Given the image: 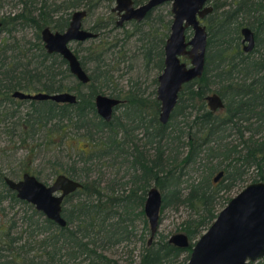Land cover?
I'll list each match as a JSON object with an SVG mask.
<instances>
[{"label": "trees", "instance_id": "16d2710c", "mask_svg": "<svg viewBox=\"0 0 264 264\" xmlns=\"http://www.w3.org/2000/svg\"><path fill=\"white\" fill-rule=\"evenodd\" d=\"M20 1L23 6L19 13L0 16L2 22L0 32L4 31L13 37L12 32L16 31L18 27L33 26L36 33L35 41L33 43L29 41V46L24 45L21 49L17 41L8 44L6 39L2 40L3 45H1L0 51V105L2 102L13 100L10 93L15 89L35 90L34 88H37L34 87L35 83H38L41 86L40 88L48 92L74 91L78 99L76 104H57L46 101L47 108L44 111L39 108L35 109L38 117L33 118V123H42L43 125L49 122L52 123L49 128V135L53 132L60 135L58 146H61L68 136L72 137L68 135L71 133L70 128L74 130V135H77L76 132L84 130L83 136L88 137L89 142H87V148L83 149L80 154L83 164H86L95 156L110 154L113 151V145L119 149L122 141L119 142L118 131L115 130V118L105 122L96 114L93 105L94 95L98 92L104 93L102 88L95 84L102 76V72L98 71L99 68L96 67V71L91 74V83L88 85H83L77 80H75L74 86L52 83L54 76L56 81L60 74L65 78H73V76L68 67L57 72L51 69L53 65L50 59L53 61L55 56L48 55L45 52L39 37V31L45 26L62 29L67 25V19L59 15L61 11L78 7H84L92 11L94 7L105 0H64L60 3L42 0L39 6H36L33 0ZM135 1L140 2L141 0ZM213 3L212 13L204 20L207 30V49L203 74L200 78L182 86L178 102H184L185 99L182 96L187 91V104L183 107H176L174 110L175 112L177 108H180L181 113L184 109H187V106L190 108L196 107L192 124L188 127L185 135L180 133L171 136L169 133L168 138L165 137H167L166 130L169 122L165 125L157 124V137L160 140L170 138L173 143L172 140L178 138L175 153L173 147L166 145L167 157H164V150L161 148V154L156 164L149 165L146 161L145 163L140 161L138 169L141 173L139 176L141 184L139 183L136 191L131 189L130 193V196L132 195L130 197L131 201L136 199V202L143 206L147 187L149 182L153 181L162 194L161 212L173 205L176 209L180 206L185 207L187 215L181 222L179 229L187 235L189 246L179 248L168 243L167 240L159 241L144 250L138 264H170L179 260L182 256L185 262L189 257L193 243L209 227L221 210L220 199L223 196L221 193L230 190L234 182L242 178L245 168L255 166L258 171L253 182H264V0H232L230 3L213 0ZM226 5L227 8H224ZM244 26H248L255 34V48L249 53H244L241 47V28ZM93 48L92 45L89 46L90 50ZM162 49H160V56L163 53ZM34 50L37 53L33 52ZM97 55L96 58H99L100 55ZM85 57H81L83 66H86L85 64L89 62L86 61ZM159 60H162V56ZM212 64L214 66L210 69ZM209 70L214 71L213 79L208 76ZM104 72L108 78L106 84L109 86L110 75L108 69ZM211 84L216 85L214 92L218 93L223 99L224 117L209 111L205 106L204 97L210 91ZM115 95L119 96L120 94ZM136 103L137 108L141 110L143 107L142 102L137 99ZM156 107H158V102H156ZM6 116L9 115L2 113L0 121H4L7 118ZM138 116L140 119L142 118V111H138ZM173 116L174 113H172L171 118ZM105 129L111 132V137L108 135L104 139ZM232 130L235 131V140H237L234 144L226 141L229 132ZM258 133L261 134L260 137H256ZM97 134H100L99 137H95ZM181 137L186 139L185 145L188 147L186 154L182 157H180L181 152L178 151ZM106 145L108 146L107 149H105ZM120 151H122L121 148ZM210 156L221 157L230 161L227 165L221 167L212 164L213 161L208 160ZM204 158L206 163L202 164L204 167L201 177L191 181L186 187L180 188L178 185L183 175L182 169L191 164L195 165L197 162L200 164V161ZM174 163H177L180 168L175 167L176 164L174 166ZM229 167L234 170L236 176L228 174ZM219 171H223V175L219 181L214 182V174ZM67 175L76 178L73 173ZM0 183L4 187L2 191L0 190V204L7 197L4 195V191L8 193L12 203L26 204V202L19 200L13 191L5 189L6 186L1 176ZM95 185L96 183H89L85 180L81 189L67 197L69 199L74 195H79L82 199L85 195L84 199L73 204L71 209L63 210V215L67 219L65 227L57 226L36 210H33L32 214L26 217V219H31V217L39 215L47 226L41 230L42 233H35L37 231L35 224L28 222L24 230L30 231L29 237H34L37 234L41 235L43 231L47 232V230L53 231L54 229L55 231L54 234L50 232L43 239L42 243H45L42 244L43 251L47 248L49 250L40 253L36 256L38 258H29L22 254H28L31 250L25 248L26 244H21L16 248L12 247L11 244L14 241L13 238H10L12 226L6 228V233L3 235L8 238L6 240L7 246H3L4 244L1 245L2 247L0 246V264H55L61 256L66 257L68 255L66 246L77 248L78 252L81 249L82 254H86V257L90 259L88 264H117L111 259H104L101 255H95L94 250L88 247L91 243L89 237L93 226L92 220L97 217L106 220L105 218L109 215L103 217L104 214L101 215V213L107 212L109 214L111 212L105 207L109 198L103 201L101 198L106 197V195L101 194L100 188L95 187ZM94 194L98 197L96 204L92 203L90 199ZM114 200L120 203L127 200V198L121 199L118 197ZM143 215V209H141L138 215L135 216L142 218L143 226L147 229V220ZM75 220L79 221L77 230L69 229L70 224ZM86 220H89L87 226H84L86 230H82V225ZM127 226L125 225V229L117 231L119 236L120 234L122 237L127 235ZM2 230L5 231V228L0 225V234ZM108 233L106 232V235ZM77 234H80L82 239L86 238L88 240L84 242H81V238L76 240L75 236ZM60 241L62 243L59 244ZM7 249L10 250L9 253L11 254L4 255V251H7ZM62 250H65V252L63 253ZM91 254L95 257H91ZM6 256L8 259H6ZM45 258H47V261H45ZM257 264H264V258L258 261Z\"/></svg>", "mask_w": 264, "mask_h": 264}, {"label": "rangeland", "instance_id": "374dc122", "mask_svg": "<svg viewBox=\"0 0 264 264\" xmlns=\"http://www.w3.org/2000/svg\"><path fill=\"white\" fill-rule=\"evenodd\" d=\"M36 6H39L42 0H33ZM64 0H48V2L60 3ZM230 3L232 0H222ZM213 3V1H212ZM114 3L109 1H102L83 22V27H90L97 19L107 17V10ZM22 2L20 0H0V16L1 15H14L21 11ZM84 8V7H82ZM227 8V5L224 6ZM74 11V9L63 10L59 13L63 17H68ZM161 17V26L153 22V18ZM172 19L171 14V3L165 2L158 6L153 13L152 19L148 23H143L140 26L135 27L131 24L127 25L125 28L114 29L111 33H108L107 30L109 27L105 28L102 32V36L95 40H87L80 45L72 43L71 47H78L80 49V54L83 56L88 55V47L93 45L96 47L94 49L95 53H100V57L96 58L97 61H89L87 64V70L89 73L96 71L102 72V76L99 77V81L96 82V85L104 91L105 94L113 95L119 93L123 94L126 91L132 92V95L136 92H142L147 96L152 95L154 90V80L157 75L160 73L158 66H156L157 59H147V51L151 45L152 39H150L149 29L153 31V25H157L158 31L161 34V42H164L166 37L169 34L170 22ZM205 24V22H204ZM125 29V30H124ZM35 29L30 26L18 27V29L12 32L11 37L8 33L1 31L0 32V44L3 45V39H6L8 44H13L18 42L20 48L29 46V41L33 43ZM192 30L187 31L188 38L191 37ZM5 42V43H6ZM164 44V43H163ZM161 43V47L163 48ZM159 48V47H158ZM157 48V49H158ZM36 52L37 51H33ZM8 53V52H7ZM15 54H17L15 52ZM183 60V59H182ZM50 61H52L50 59ZM183 61L188 62V59L185 57ZM58 64V61L56 60ZM214 66L210 67V69ZM34 67V66H33ZM64 69L62 66L55 67V72ZM107 69L111 70L109 86L106 84L107 75L105 72ZM214 74L213 70H209L208 76L210 79ZM65 83L68 85H75L74 78H66ZM34 88L37 90H43L38 83H35ZM216 89L215 84H211L210 91L214 92ZM35 90H31L32 92ZM185 94L184 102H177L176 107H183L187 104L188 96ZM189 103V102H188ZM196 104V102H195ZM198 106V105H196ZM134 104H131L129 109L128 116L126 114V109L120 106L115 113L113 118H115V130L118 131L119 142L122 141V145H119V149L115 148L113 145V151L110 154H105L101 156H95L91 158L86 164H83V160L80 158L81 151L85 148V144L89 142L88 137H84V130L76 132L77 135H74V130L70 128L72 137L68 136L67 140H64L61 146H58L59 134L53 132L49 135V128L52 123H46V125L35 124L33 123V118L38 117L35 110L40 108L44 111L47 108V104L38 103L32 106L28 100H14L7 101L0 106V115L2 113L8 114L7 118L4 121H0V172L4 173L8 177L17 180L21 177L23 172H29L35 175L39 180L44 183H51L55 176L60 173H73L76 175V178L81 181H88L96 183L95 187L100 188L101 194L106 195L101 199L104 201L109 198L105 205L106 208L111 211L109 214L107 212L101 213V215H109L106 217V220L102 218H95L92 220V228L90 231V249L94 250L95 255H101L104 259H111V261L117 262V264H138L140 261L141 254L144 250L152 244L158 243L162 240H167L171 235L175 233L182 232L179 227L183 219L187 215V209L183 206H180L176 209L173 206L160 211V222L157 228V232L150 243L148 244L150 231L147 223V229L143 226V220L138 215V212L143 208L136 202V199L131 201L130 193L131 189L138 188L139 183L141 184L140 179V170L137 167V160L135 159L137 151H145L146 159L150 162L153 161L155 155L153 148L161 147L164 150V157H167L168 154L166 145L173 147L174 153L178 144V138H175L173 143L171 139H161L157 137L156 142H153V139L148 140L144 137L145 129L138 125L136 121L137 111L134 109ZM137 108V107H136ZM180 108L174 112L173 118L169 120L167 137L170 133L171 136H176L180 133L183 135L186 134L188 127L192 124L194 115L196 114V107L184 109L180 113ZM13 113V115H11ZM183 113V114H182ZM216 115L224 117L223 109L217 110ZM134 118V119H132ZM131 119V120H130ZM147 124H153V122H148ZM253 120V119H252ZM126 129V132H125ZM153 128H148L149 131L153 132ZM228 132V131H227ZM80 134V135H79ZM100 135V134H99ZM95 135V137H99ZM110 135L109 130H104V139ZM125 135V136H124ZM260 133L256 137H260ZM152 137V136H151ZM236 134L232 130L229 132V136L226 141L231 143H236ZM152 140V141H151ZM127 141V142H126ZM148 143V144H147ZM146 144V146H144ZM186 139L181 137L180 147L178 148L180 157L184 156L187 152L188 147L185 145ZM108 146H105L107 149ZM120 148L122 151H120ZM204 154V153H203ZM208 157L207 155H203ZM180 159V158H179ZM200 161L199 159H197ZM209 161H213L212 164L220 165L221 167L227 165L230 160H224L221 157L210 156ZM150 162V163H151ZM206 163V159H202L200 164L197 162L195 165L191 164L187 168H183V175L181 177V182L178 186L180 188L186 187L193 180H197L201 177L203 167L202 164ZM221 163V164H219ZM176 164V166H175ZM200 165V166H199ZM175 167H179L177 163H174ZM73 168V170H72ZM180 168V167H179ZM231 176H236L234 170L231 167L228 168ZM257 169L255 166H250L245 168L242 178L234 182L230 190L224 191L221 194L223 195L220 199L222 209L227 202L238 194L247 184L253 182L257 177ZM68 172V173H67ZM217 173L214 174V176ZM221 179V178H220ZM219 179V180H220ZM218 180V181H219ZM217 182V181H216ZM154 184L153 181L149 182L147 190ZM98 185V186H97ZM3 186L0 183V190H3ZM5 189H7L5 187ZM169 189V188H167ZM166 189V190H167ZM4 195L7 197L0 204V225L5 229L9 226H12L11 239L13 238L12 247H18L21 244H26V249H31L28 254L22 253L25 257H36L40 253H44L49 250V248L43 251L42 243L45 236H48L52 230L43 231V234H37L36 236L29 237L30 231H25L26 225L28 222L35 224L37 231L35 233H40L44 227H47L42 218L37 216L31 217V219H26L28 215H31L33 210H36L34 206L29 203H12L8 197V193L4 191ZM139 193V192H138ZM147 193V192H146ZM81 199L79 195H74L73 197L67 198L63 204L64 209H71L72 205L79 202ZM120 197L121 199H126L125 201L118 202L114 200L115 198ZM146 198V194L144 200ZM92 203L96 204L98 197L96 194L90 197ZM227 200V202H226ZM37 211V210H36ZM113 211V213H112ZM115 213V214H114ZM64 214V211H63ZM44 217V216H43ZM146 219V218H145ZM30 220V221H29ZM86 220L82 225V230H86L84 226H87ZM78 220H75L70 224L69 229L77 230ZM13 224V225H12ZM127 226V235L122 237L121 234L117 231L125 229ZM146 227V226H145ZM52 229V228H51ZM108 230V231H106ZM106 232H113L112 234H107ZM42 233V232H41ZM21 238L19 239V236ZM112 235V236H111ZM2 235H0L1 240ZM76 240H80V234L75 236ZM120 238V239H119ZM7 240V238H3ZM88 239L81 238V242L87 241ZM62 243L61 241L59 244ZM4 244V243H2ZM9 247V246H8ZM68 255L61 256L59 260H56L55 264H88L89 260L86 257V254H82L81 249L72 248L71 246H66ZM75 249V250H73ZM77 249V250H76ZM10 250H5L6 255ZM23 251V250H22ZM21 251V252H22ZM64 253L65 250H62ZM14 253V251H13ZM186 254V253H185ZM184 254V255H185ZM91 257H95L91 254ZM183 257V256H182ZM179 258V260L174 261L170 264H183L184 259ZM38 258V257H36ZM47 261V258H45ZM97 261V260H96ZM261 261V260H260ZM97 264V263H96Z\"/></svg>", "mask_w": 264, "mask_h": 264}, {"label": "water", "instance_id": "95a60500", "mask_svg": "<svg viewBox=\"0 0 264 264\" xmlns=\"http://www.w3.org/2000/svg\"><path fill=\"white\" fill-rule=\"evenodd\" d=\"M164 2L171 3L172 21L163 46V68L157 79L156 93L160 102L159 120L166 124L177 104L182 86L203 74L207 31L202 19L212 11V5L209 0H147L134 7L132 0H116L113 10L119 13L124 11L119 22L131 18L140 20L149 9ZM85 15L86 10H75L63 32H53L48 27L41 30L46 51L61 54L68 63L70 73L82 83H87L89 76L68 44L74 40L95 37L94 33L81 28V20ZM188 28L192 30L189 38L186 36ZM241 34L243 50H252L255 44L253 31L244 26ZM182 57H186L188 63ZM11 95L19 99L52 100L57 103L74 104L77 101L76 95L68 91L26 93L15 90ZM206 100L211 111L224 107V102L217 93L207 95ZM119 102V99L101 93L94 98L96 112L105 120L112 117L113 108ZM222 175L223 171H219L213 178L214 182ZM4 182L15 191L19 199L30 203L59 227L67 224L62 215L65 196L82 187L79 180L64 173L57 174L49 184L30 173H24L18 181L6 176ZM161 205L160 189L151 186L143 204L150 231L149 244L157 232ZM167 242L179 248L189 246V239L183 232L171 235ZM263 258L264 182L257 181L247 184L218 212L214 221L193 243L189 257L183 264H257Z\"/></svg>", "mask_w": 264, "mask_h": 264}, {"label": "flooded vegetation", "instance_id": "af4514ba", "mask_svg": "<svg viewBox=\"0 0 264 264\" xmlns=\"http://www.w3.org/2000/svg\"><path fill=\"white\" fill-rule=\"evenodd\" d=\"M106 1H109L110 3H114L112 6H110L109 7V9L107 10V12H106V14H107V17H105V18H100V19H97L90 27H88V28H85V27H83V22L85 21V19L88 17V15L92 12V11H89V10H87L86 8H82V7H78V8H75L74 9V11L75 10H81V9H84V10H86V15L82 18V20H81V28H83V29H85V30H88V31H90V32H92V33H94L95 34V37H91V38H86L85 40H74V41H71V42H69V44H68V46L72 49V51L74 52V54L77 56V58H78V60H79V62H80V64H81V66H82V68L85 70V72L87 73V75L89 76V81L87 82V83H82V82H80L79 80H77L76 79V77L74 76V75H72L73 76V78L75 79V80H77V82H80V83H82L83 85H88V84H90L91 83V74H93L94 72L92 71L91 73H89L88 72V70H87V64L89 63H86L85 65L86 66H83V64H82V61H81V57L83 56V55H81L80 54V49L78 48V47H75V48H72L71 47V44L72 43H76L77 45H80V44H82L83 42H85V41H87V40H95V39H98V38H100L101 36H102V32L104 31V29L105 28H107V27H109L108 28V30H107V32L108 33H111V31L112 30H114V29H120V28H125L127 25H129V24H131V25H133L134 27H135V30H136V27L137 26H140L141 24H143V23H148V22H150V20L152 19V16H153V13H154V11L156 10V8L158 7V6H160L161 4H163V3H161V4H159V5H157V6H154L153 8H151V9H149L145 14H144V16L140 19V20H137V19H135V18H131V19H124V20H122L121 22H119L120 21V16H121V14H123L124 13V11H121L120 13L117 11V10H113V8L116 6V0H106ZM133 1V6L134 7H138V6H140V5H142V4H144L145 2H147V0H141L140 2H136L135 0H132ZM212 1L213 0H209V4L210 5H212V8L214 9V3H212ZM102 3V2H101ZM101 3H99V4H101ZM165 3V2H164ZM98 4V5H99ZM97 5V6H98ZM96 6V7H97ZM96 7H94V8H96ZM93 8V9H94ZM92 9V10H93ZM213 9H212V11H213ZM73 11V12H74ZM212 11L211 12H209V13H207L205 16H204V18L202 19V23L204 24V20H205V18L208 16V15H210L211 13H212ZM72 12V13H73ZM71 13V14H72ZM71 14H70V16H68V17H63L64 19H67V25L65 26V27H63L62 29H54V28H51L50 26H45V27H48L51 31H60V32H63L66 28H67V26H68V24H69V22H70V19H71ZM172 14V13H171ZM171 21H172V19H171ZM153 22L154 23H157L159 26H161V17H160V15H159V17H156L155 19L153 18ZM0 23H1V25H0V28H1V26H2V22L0 21ZM170 25H171V22H170ZM205 25V24H204ZM157 26V25H156ZM155 25H153V31H151L150 29H149V34H150V39H152V41H151V45H150V47H149V49H148V51H147V59H157V61H156V66H158V68H159V72L161 73L162 72V68H163V53H162V62L159 60V58L161 57L160 56V49L162 48L161 47V34L159 33L160 31H158V29H157V27H156ZM30 27H33V26H30ZM45 27H43V28H45ZM34 28V27H33ZM42 28V29H43ZM35 29V28H34ZM41 29V30H42ZM169 29H170V27H169ZM190 28H188L187 30H186V36H187V31L189 30ZM41 30L39 31V37H40V41H41V44H42V46H43V48H44V43H43V40H42V36H41ZM125 30V29H124ZM207 31V30H206ZM169 32H170V30H169ZM254 33V32H253ZM35 35H36V33H34V39H35ZM169 35V34H168ZM168 37V36H167ZM166 37V38H167ZM187 38H188V36H187ZM242 38H243V36H242V34H241V47H242V51L244 52V53H249V52H251V51H253V49L255 48V44H254V47H253V49L252 50H250V51H245V50H243V44H242ZM254 39H255V34H254ZM166 40V39H165ZM164 44H165V41H164ZM164 44H163V46H164ZM92 47H94L93 45H92ZM97 47V46H96ZM96 47H94L93 49H89V47H88V53H90V54H88L85 58H86V61H97L96 60V55L99 53H95L94 52V49L96 48ZM159 47V48H158ZM207 47V46H206ZM158 48V49H157ZM207 49V48H206ZM44 50H45V52L48 54V55H53V56H55V59L53 60V61H51L52 62V65L53 66H51L52 68V70L54 71L55 70V67H57V65L59 66V67H63L64 69H65V67H68V63H67V61H66V59H64L63 57H62V55L61 54H59L58 52H52V53H49V52H47L46 51V49L44 48ZM0 51H1V44H0ZM32 51V50H31ZM162 52H163V49H162ZM206 52V51H205ZM101 53V52H100ZM100 53L98 54V55H100ZM97 55V56H98ZM184 58L185 57H182L181 59H183L184 60ZM56 60L58 61V64L56 63ZM186 62V61H185ZM186 63H188V62H186ZM204 65H205V63H204ZM64 69H60V71H63ZM68 70H69V68H68ZM55 72V71H54ZM70 72V71H69ZM108 74L109 75H111V70L110 69H108ZM159 73V74H160ZM159 74L157 75V77H156V79L154 80V86H155V88H154V90L152 91V95H150V96H147V95H145L144 93H142V92H136V93H134V95H132V92H130L129 90L128 91H126L125 93H123V94H120L119 96H116V95H108V94H105V93H101V92H98V93H101V94H105V95H108V96H111V97H115V98H117V99H119L120 100V102H119V104H117L114 108H113V113H112V117L109 119V120H105V119H103V118H101L98 114H97V112H96V108H95V105H94V98H95V96L98 94V93H96L95 95H94V97H93V105H94V108H95V112H96V114L102 119V120H104L105 122H109V121H111L112 120V118H113V114L115 113V111L120 107V106H122V107H124L125 109H126V114H127V116H128V114L130 115V113H129V109H130V107H131V104H134V109L137 111V114H136V116H135V118H136V121H137V123H138V125H141L144 129H145V131H146V133L144 132L143 134H144V137H146V138H148V140H150V139H153V142H156V139H157V130H156V128L158 127L157 126V124L159 123L160 125H165V124H163L160 120H159V112H160V102H159V100L157 99V93H156V89H157V86H158V76H159ZM110 78V77H109ZM65 77L63 76V75H59L58 76V80L56 81V77L54 76L53 78H52V83L54 82V83H59V84H66L65 83ZM193 81V80H192ZM191 82V81H190ZM189 83V82H188ZM95 84H96V82H95ZM185 84H187V83H185ZM182 89V88H181ZM15 90H20V91H23V92H26V93H36V92H48V91H44V90H37V91H26V90H21V89H15ZM14 90V91H15ZM85 90V89H84ZM63 91H67V90H63ZM63 91H56V92H63ZM13 92V91H12ZM12 92L10 93V96H11V98L13 99L12 101H14V100H20V101H22V100H28L29 102H30V104L32 105V106H34L35 104H38V103H46V101H52V100H29V99H19V98H15V97H12ZM68 92H72V93H74L75 95H76V93L74 92V91H68ZM48 93H54V92H48ZM180 93V92H179ZM212 93H216V92H211V93H208V94H206L205 95V97H204V101H205V106L207 107V109L209 110V111H211L210 110V108H209V106H208V104H207V100H206V96L207 95H209V94H212ZM218 94V93H217ZM136 95V96H135ZM219 95V94H218ZM179 96V95H178ZM220 96V95H219ZM76 97H77V95H76ZM221 97V96H220ZM136 98V99H135ZM137 99H139L141 102H142V105H143V107L141 108V110H139V108H136L137 107V103H136V100ZM222 99V98H221ZM223 100V99H222ZM77 101H78V99H77ZM77 101H76V103H77ZM52 102H54V101H52ZM156 102H158V107H156ZM177 102H178V100H177ZM3 103H5V102H2L1 103V105L3 104ZM54 103H57V102H54ZM76 103H74V104H76ZM57 104H65V103H57ZM67 104H70V103H67ZM0 105V106H1ZM176 106H177V104H176ZM176 106H175V108H176ZM175 108L173 109V111L171 112V114H170V118H171V115H172V113H174V110H175ZM188 108H190V107H188L187 106V109ZM224 108V107H223ZM222 108V109H223ZM37 109V108H36ZM40 109V108H39ZM35 110V109H34ZM220 110V109H219ZM138 111H142V113H143V116H142V118L140 119V117L138 116ZM217 111V110H216ZM216 111H211V112H216ZM129 118H131V116H128ZM147 118L149 119L148 120V122H153V124H147V123H145V122H147ZM170 118H169V120H170ZM132 119H134V118H132ZM131 120V119H130ZM169 120L167 121V123L169 122ZM166 123V124H167ZM153 128L154 127V129H153V132H151V131H149L148 130V128ZM125 132H126V129H125ZM125 136V135H124ZM152 136V137H151ZM152 141V140H151ZM127 142V141H126ZM148 144V143H147ZM144 146H146V144L144 145ZM87 148V144H85V148L84 149H86ZM160 149H161V147H155V148H153V150H154V155H155V157H154V159H153V161L150 163L147 159H146V155H145V151H142V150H140V151H137L136 153V156H135V159L137 160V167L139 166V163H140V161H143L144 163H145V161H146V163L147 164H149V165H153V164H156L157 163V161H158V158H159V155L161 154L160 153ZM24 173H29V172H23L22 173V175L24 174ZM31 174V173H30ZM65 174V173H64ZM22 175H21V177L19 178V179H17V180H15V181H18V180H20L21 178H22ZM67 175V174H66ZM0 176L2 177V180H3V182H4V178L7 176V175H5L4 173H1L0 172ZM69 176V175H68ZM8 177V176H7ZM71 177V176H70ZM10 178V177H9ZM73 178V177H72ZM10 179H12V178H10ZM74 179H77V178H74ZM12 180H14V179H12ZM77 180H79V179H77ZM81 183H82V187H83V181H81V180H79ZM4 184H5V186H6V188L8 189V190H11V191H13L14 193H15V191L14 190H12V189H10L7 185H6V183L4 182ZM152 186H156L155 184H153ZM81 187V188H82ZM81 188H79V189H81ZM79 189H77V190H79ZM77 190H75V191H77ZM74 191V192H75ZM148 191V190H147ZM146 191V192H147ZM74 192H72V193H74ZM72 193H70V194H68L67 196H65V198H64V200H63V204H64V202L66 201V199H67V197L69 196V195H71ZM15 196H16V193H15ZM17 197V196H16ZM18 198V197H17ZM19 199V198H18ZM19 200H21V199H19ZM21 201H23V200H21ZM3 202V201H2ZM24 202H26V201H24ZM27 203V202H26ZM30 204V203H29ZM143 209V208H142ZM39 212V211H38ZM143 214H144V212H143ZM62 215H63V209H62ZM44 216V215H43ZM64 216V215H63ZM144 217H145V215H143ZM46 218V217H45ZM64 218H65V216H64ZM146 218V217H145ZM66 219V218H65ZM66 221H67V219H66ZM54 223V222H53ZM67 225V224H66ZM4 233H6V229H5V231L4 230H2L1 231V234L0 235H2V237H1V240H0V246L2 245V243H4V245L3 246H7V243H6V241H2V239L5 237V235H3ZM10 235H11V232H10ZM11 237V236H10ZM5 238H7V237H5ZM8 239V238H7ZM152 242V241H151ZM149 244V243H148ZM150 245V244H149ZM12 246V245H11ZM2 247V246H1ZM4 255H6L5 253H4ZM6 259H8V257L6 256ZM11 259V258H10Z\"/></svg>", "mask_w": 264, "mask_h": 264}]
</instances>
